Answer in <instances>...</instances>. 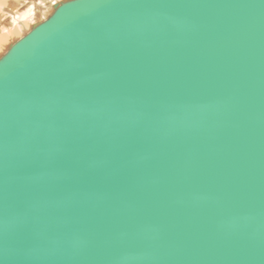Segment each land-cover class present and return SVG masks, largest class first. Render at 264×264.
Masks as SVG:
<instances>
[{"label": "water", "instance_id": "water-1", "mask_svg": "<svg viewBox=\"0 0 264 264\" xmlns=\"http://www.w3.org/2000/svg\"><path fill=\"white\" fill-rule=\"evenodd\" d=\"M0 264H264V0H66L13 43Z\"/></svg>", "mask_w": 264, "mask_h": 264}, {"label": "bare ground", "instance_id": "bare-ground-1", "mask_svg": "<svg viewBox=\"0 0 264 264\" xmlns=\"http://www.w3.org/2000/svg\"><path fill=\"white\" fill-rule=\"evenodd\" d=\"M61 1L66 0H42V4L29 6L22 14H19L26 1L0 0V22L10 19V27L0 28V56L5 54L10 46L29 32L35 24L46 20L54 12L55 4Z\"/></svg>", "mask_w": 264, "mask_h": 264}, {"label": "rangeland", "instance_id": "rangeland-1", "mask_svg": "<svg viewBox=\"0 0 264 264\" xmlns=\"http://www.w3.org/2000/svg\"><path fill=\"white\" fill-rule=\"evenodd\" d=\"M26 1V4L23 6V8L19 11V14H22L24 10L27 9L29 6H35V4H40L42 0H24ZM42 4V3H41ZM45 4V3H44ZM10 19H6L4 22H0V28H5L4 26L10 27Z\"/></svg>", "mask_w": 264, "mask_h": 264}]
</instances>
